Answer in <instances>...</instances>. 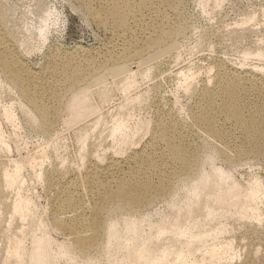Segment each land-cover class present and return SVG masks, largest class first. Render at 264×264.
I'll return each mask as SVG.
<instances>
[{
  "label": "rangeland",
  "instance_id": "1",
  "mask_svg": "<svg viewBox=\"0 0 264 264\" xmlns=\"http://www.w3.org/2000/svg\"><path fill=\"white\" fill-rule=\"evenodd\" d=\"M98 1L0 0V33L7 45H0V59L21 61L27 69L23 76L37 79L36 83L24 81L28 89L32 94H37L38 101H43L47 108L54 105L58 109L56 116L59 123L55 125L52 136L45 134L43 123L33 107L8 76L9 72L0 68V140L3 138L0 141V171L5 167L14 169L17 164L19 169L16 170L24 181V184H16L11 190L0 182V264L6 260L8 247L16 237L21 240V264L29 263V256L33 252L32 240L38 234L37 225L41 221L45 223L48 235L64 243L66 249L64 255L49 259L47 264H106L108 253L114 251L108 247L109 242L122 237L129 222L134 223L135 233L139 237H146L154 232L152 227L164 224L174 213L175 206L186 200V191L201 183L198 182L200 179L196 180L199 176L197 169L194 175L186 177L170 160L166 163V173H147L151 183L149 198L138 209H128L112 202L104 192L102 176L94 178L95 182H99L97 187L85 185L84 182L90 164L105 166L110 158L122 162L119 170L113 169L108 177L127 178L133 165L130 157L134 151H147L150 132L161 121L167 124L177 121L182 125L185 136L178 140L194 143L195 149L200 152L201 175L210 174V166L213 165L228 172L231 182L242 188H248L252 182L258 184L261 202L257 201L260 203L258 216L253 219L246 216V219L223 214L215 217V220L206 221L199 216L197 221L199 231L206 234L214 233L223 225L219 227L223 234L217 233V240L216 237L214 240L210 237L205 239L207 246L219 243L231 245L228 255L224 254L219 264H263L264 162L248 154L240 158L235 156L245 145L240 129L225 116H217L216 128L221 138L218 140L198 128L192 111L203 82L213 86L221 66L244 73L248 76L245 78L264 82V0H184L178 8L165 7L161 10L167 21L158 19L155 27L142 30L147 36H154L157 28L169 27L172 19L174 24L183 23L184 30L159 49L147 55L142 53L122 59V62H112L113 46L120 42L117 38L119 30H115L112 21L106 17H97ZM135 18L137 23L138 17ZM149 18L144 17L145 20ZM136 23L132 29H135ZM137 46L138 50L142 49L144 40ZM106 61L110 62L104 64L105 67L100 68V65L94 68L96 63ZM93 68L96 71H90ZM88 71L89 74L83 75V80L80 77L78 82H73L74 88H61L64 76L71 77ZM245 83L255 94L258 92L254 83L247 80ZM83 88L87 90L94 112L74 122L70 119L72 117L69 116L66 102ZM49 92L52 96L46 98ZM130 99L132 104H127ZM247 102L250 103V100ZM7 109L13 114L12 118L5 115ZM247 114L244 113L245 116ZM66 121L69 123L65 124ZM118 121L126 122V131L131 132L132 136L130 141L122 139L121 143L111 138V127ZM144 127H148V130H143ZM226 140L232 141L229 147L221 142ZM3 141L4 145L1 144ZM218 147L230 152L233 164L220 157L211 159ZM160 150L161 147L158 153ZM39 172L42 179L38 180L36 174ZM138 176L137 184L145 181L144 175ZM72 183H76L78 191L74 190ZM161 187L166 188L163 193L158 191ZM63 194L65 197L73 195V207L78 208V217L70 216V220H82L86 224L95 206L101 204L104 207L99 215L102 233L98 242L85 251L78 248L70 231L60 229L51 218ZM18 196L31 200L35 220L12 216L11 204ZM97 198L99 200L94 203L93 199ZM110 224L112 229L108 232L106 229ZM159 236L146 245L150 244L153 250L169 248L174 254L177 247L172 236ZM205 253L208 254L203 249L196 251L190 260L209 259L210 254L205 257ZM127 262L130 260L123 263L129 264ZM7 263L16 264L12 258Z\"/></svg>",
  "mask_w": 264,
  "mask_h": 264
},
{
  "label": "bare ground",
  "instance_id": "2",
  "mask_svg": "<svg viewBox=\"0 0 264 264\" xmlns=\"http://www.w3.org/2000/svg\"><path fill=\"white\" fill-rule=\"evenodd\" d=\"M76 1L80 3L85 2V0ZM183 1L184 0H99V5L97 6L99 11L97 13V17H106L112 21V25L114 26L113 28L115 30H119L117 38L120 42H116L113 46V51L111 52L113 55L112 62H119L122 59H128L137 55L140 56L142 53L147 55L148 53L153 52L163 45L171 42L176 35L184 30L185 25L183 23L174 24V19H172L169 27L157 28L154 36H147V33L142 29L155 27L156 21L158 19L164 22L167 21V18L161 9H164L165 7L178 8L182 5ZM135 17H138L137 23ZM144 17L150 18L145 20ZM135 23L136 27L135 29H132V27L135 26ZM143 40L144 47L138 50L137 44ZM0 45L7 47L1 33ZM107 62L110 61H106L105 63H96L94 68H98L100 65V68L105 67L104 64ZM0 68L7 73L9 72L8 76L21 90L23 97L33 107L34 113L37 114L43 123L45 134H53L55 131V125L59 124L58 117L56 116L58 109H56L54 105H50L49 108L43 105L42 103L44 102L38 101L39 96L37 94H32L28 89V85L24 82L25 80H30L36 83L37 79L33 78L32 76H29L28 78L23 76V73H25L27 69L19 60L14 61L13 59H0ZM94 68L90 71H96ZM86 74H89V71L83 74L73 75L71 77L64 76V81H62L61 88H72L75 84L73 82H78L77 79L80 77L83 80L85 78L83 75ZM245 77L248 76L244 73L238 72L236 70H230L222 66L219 67L213 86L208 85L207 83L209 82H203V86L201 87L202 89L200 92H198L196 97L197 102L195 103V107L194 109L192 108V117L198 128L203 129L207 134L213 136L214 139L216 138L221 140L216 128V124L218 125L217 116H225L227 120L231 121L234 126L240 129L243 144L245 145L235 153V156L240 158L241 156L248 154L254 156L255 158H259L264 162V82L260 80L256 81L254 78L248 79ZM245 80L256 85L258 88V92L256 94L252 88H249L246 85ZM129 81L128 86H130ZM187 86L186 88H188ZM46 95V98L52 96L50 95V92ZM137 99L138 97L135 98V100ZM131 100L132 99H130L127 104H132V102H130ZM247 100H250V103L247 102ZM66 104V107L70 112L69 116L71 115L70 117H72L70 119H73V121H78L79 119L84 118L86 115H90V113L94 112V106L91 104L87 95V90H84V88L80 89V91H77L70 101L68 103L66 102ZM4 112L6 116L12 118L13 114L11 113L10 109L5 110ZM245 112H248L246 116L244 115ZM30 119L33 120L32 118ZM34 121L35 120H33V122ZM66 123L67 121L65 124ZM125 123L118 121L111 127L110 136L113 141L118 140L121 142L122 139H125L128 142L131 140V132L128 133L126 131ZM181 127L182 125L177 121H171L168 124L165 123V121H161L152 128V132L149 130L151 133V140L146 146L147 151H144L143 153H138L136 151L133 152V155L130 157L131 160H133V165L131 167V173L127 178L117 179V177H108L109 172H111L113 169L119 170L121 166L120 164L122 161L114 158H110L108 164L105 166H100L95 163H92L88 166V171L85 174L87 178L86 181H84L85 185L97 187L99 182H95L94 178L102 176L104 178L102 185L104 186L103 189L104 192L106 191V195L112 202L123 205L128 209H138L144 204V202L148 200L151 183L147 178V176H149L147 173L150 174L152 172L159 171L161 173H166L168 171L166 163L170 160L175 162V164L180 168V173L183 176L187 177L190 174L194 175L196 173L195 170L197 169L199 176L196 180L200 179L198 182L201 181L200 184H195L193 186L191 184L192 187L188 190L186 189V200L182 201V203H180L177 207L175 206L176 209L174 213L166 220L164 224L159 225L156 228L152 227L155 229L154 232L150 233L146 237L137 236L135 233L136 229L134 223L129 222L125 227V231L123 232L124 235L122 237L114 240L113 243L108 241L110 243L108 247L113 248L114 251L112 253H108L109 256L106 260V264H124L123 262H126L127 260H130V262H127L129 264H219L224 254L229 253L231 245L229 246V243H219L218 245L214 244L207 246L205 244V239L210 237L214 240L216 235H218L217 233H222L223 230L219 227L223 225L219 226L217 231L214 230V233L209 232V234H206L199 231L198 227L200 226H198V217L200 216L201 218H199L201 220L206 221L214 219L215 217H219L223 214H230V216L237 215L238 218H246V216H250V219L258 216V205L261 203L259 201L260 197L257 187L258 184H256V182H252L249 184L248 188H242L241 186L231 182L232 178L230 179L228 172H225L220 168H215L213 165L210 166V174L204 176L203 173V175H201L199 172L201 169L200 152L195 149V145H193L194 143L191 144L188 142V140H178V138L185 136V131L183 132ZM137 129H139V127ZM143 130L147 131L148 127H144ZM2 139L3 138H1V140ZM4 141L1 142V144H3ZM221 142L226 147H229L232 143L230 140ZM160 147L161 150L158 153ZM215 150L216 151L213 153L214 155L211 157V159L213 158L212 160H214V158L216 159V157H220L228 164L234 163V159L232 155H230V152L228 153L225 150H221L219 147ZM17 168L18 166L15 164L14 169H7L5 167L0 171V182L5 188L10 189L14 185L16 186V184L18 185L19 183L24 182L20 178L21 175L19 177L18 170H16ZM41 174L42 173L40 172L37 173L36 179L39 180V178H41ZM138 175H144L146 178L145 181L137 184V180H139ZM72 184L74 186V190L78 191L76 183ZM5 188H3V190ZM165 190V187H161L158 191L159 193H163ZM72 193L74 194V191ZM73 197V195L65 197L64 194L59 197L58 206L56 210H53L51 218L58 224L60 229H67L70 231V234H73V240L78 248H80L82 251H85L92 247L93 244L98 242V238L102 233V223L99 220V215L104 207H102L101 204L95 206L93 211L90 212L91 219L86 224H84L82 220H70V216L78 217V208L73 207ZM98 200L99 198L93 199V202L95 203ZM257 201L260 203L258 204ZM32 207L31 200L28 199V197L18 196V198H15L11 204V214L12 216L25 218L32 221L35 220L36 217ZM85 227L88 229H83ZM111 229L112 226L110 224L106 231L110 232ZM37 231L38 234H35L32 240L33 252H31L29 256L30 261L28 264H47L49 259L59 256V254H65V244L62 242H57L48 235L46 225L43 221L38 223ZM195 232H197V235H195ZM163 234H168V236L171 235L174 239V243L177 247L176 252L174 250V254L169 248L153 250L150 244L146 245L148 241L155 240L157 239V236ZM158 241L159 240H157V242ZM172 247L175 248V246ZM71 248L72 247L69 249ZM202 249L208 253L207 255L210 254V257L208 256L209 259L206 258L200 261L196 260L197 262L190 260L193 253L196 251L200 252ZM20 250L21 240L20 237H16L13 239V243L8 247L7 257L5 258L6 260L3 264H8L7 262L10 258L15 259L16 264H21L23 254H21ZM207 255L205 253L204 256L206 257ZM201 257L202 256H200V258ZM250 259L251 257L249 256V260Z\"/></svg>",
  "mask_w": 264,
  "mask_h": 264
}]
</instances>
